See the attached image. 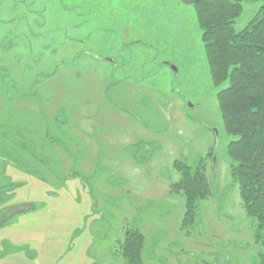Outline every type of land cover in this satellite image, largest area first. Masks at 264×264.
<instances>
[{"label": "rangeland", "instance_id": "obj_1", "mask_svg": "<svg viewBox=\"0 0 264 264\" xmlns=\"http://www.w3.org/2000/svg\"><path fill=\"white\" fill-rule=\"evenodd\" d=\"M242 4L237 31L264 0ZM229 84L212 82L192 3L0 0V187L22 183L0 206V264H126L129 228L144 264H259L218 102ZM176 160L212 176L190 233Z\"/></svg>", "mask_w": 264, "mask_h": 264}, {"label": "trees", "instance_id": "obj_2", "mask_svg": "<svg viewBox=\"0 0 264 264\" xmlns=\"http://www.w3.org/2000/svg\"><path fill=\"white\" fill-rule=\"evenodd\" d=\"M183 1L195 7L212 82L219 86L230 81L217 94L226 133L236 137L227 145L230 173L248 216L255 220V241L264 246V4L237 31L234 23L244 11L242 3L259 0ZM175 166L181 178L171 188L186 197L182 227L190 233L201 201L212 195V176L208 178L203 165L193 170L185 160H176ZM21 185L8 179L0 187V206L13 199ZM144 244L142 231L127 229L121 243L126 264H144ZM259 264H264V251Z\"/></svg>", "mask_w": 264, "mask_h": 264}, {"label": "water", "instance_id": "obj_3", "mask_svg": "<svg viewBox=\"0 0 264 264\" xmlns=\"http://www.w3.org/2000/svg\"><path fill=\"white\" fill-rule=\"evenodd\" d=\"M176 70H177V68L176 67H174ZM193 106V105H192ZM215 130V133H216V135H217V137L219 136V132H218V130L217 129H214ZM214 159H215V161H216V159H217V155H216V153H214ZM215 170H216V163H215V166L213 167V171L215 172Z\"/></svg>", "mask_w": 264, "mask_h": 264}]
</instances>
